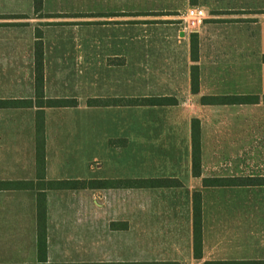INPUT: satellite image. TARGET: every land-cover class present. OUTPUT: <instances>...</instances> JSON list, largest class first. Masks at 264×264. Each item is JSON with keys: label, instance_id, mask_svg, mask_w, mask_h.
I'll return each mask as SVG.
<instances>
[{"label": "crops", "instance_id": "obj_1", "mask_svg": "<svg viewBox=\"0 0 264 264\" xmlns=\"http://www.w3.org/2000/svg\"><path fill=\"white\" fill-rule=\"evenodd\" d=\"M191 6L205 12L194 28ZM0 15L37 20L0 24V100H31L0 105V264H264V0H0ZM37 43L43 100L74 104L37 102ZM150 179L178 183H136ZM65 180L84 186L46 184Z\"/></svg>", "mask_w": 264, "mask_h": 264}, {"label": "trees", "instance_id": "obj_2", "mask_svg": "<svg viewBox=\"0 0 264 264\" xmlns=\"http://www.w3.org/2000/svg\"><path fill=\"white\" fill-rule=\"evenodd\" d=\"M34 8L35 11H40L42 8V0H34ZM191 55L194 60L197 58V40H191ZM35 93L37 102L44 104L46 106H65L74 104V100H51L46 99L43 100V63H42V53L40 49V45L37 43L35 47ZM191 88L192 91L195 92L198 90V75H197V66H192L191 73ZM225 97H202V101H224ZM232 99V98H231ZM142 103L146 104H164L169 101L168 98L164 97H151L145 98L142 100ZM31 104V100H0V105H20V106H28ZM38 133V132H37ZM42 143V142H41ZM40 140L37 137V158L39 159L40 155ZM193 174H200V149L199 143L196 139V135L193 134ZM253 184L256 185H264V178H255L252 179ZM255 181V183H254ZM228 182V184L233 185H243L242 178L229 179V180H221V179H204L205 185H222L221 183ZM99 183V182H97ZM120 183L125 184L127 182L120 181ZM139 184L146 183L151 186H171L178 183L177 180L174 179H150L146 181L136 182ZM33 182H21L19 186L27 187L31 186ZM50 188H77L80 186H84V181L79 180H65V181H49L46 183ZM37 210H38V250L42 253L46 248V236H45V201L44 199L38 198L37 201ZM201 194L199 192L194 193L193 195V232H194V250L195 255H200L201 251ZM44 260V259H43ZM211 264H241L240 262H212Z\"/></svg>", "mask_w": 264, "mask_h": 264}, {"label": "built area", "instance_id": "obj_3", "mask_svg": "<svg viewBox=\"0 0 264 264\" xmlns=\"http://www.w3.org/2000/svg\"><path fill=\"white\" fill-rule=\"evenodd\" d=\"M186 16H187V27L194 28L195 26H197L199 23L202 22L205 16V12L202 8L191 6L187 9Z\"/></svg>", "mask_w": 264, "mask_h": 264}, {"label": "rangeland", "instance_id": "obj_4", "mask_svg": "<svg viewBox=\"0 0 264 264\" xmlns=\"http://www.w3.org/2000/svg\"><path fill=\"white\" fill-rule=\"evenodd\" d=\"M18 17H19V19H18ZM5 19L10 20V21L16 20L17 22H24L25 24H36V22H37L35 16H24V15L23 16H6V15L2 16V15H0V24H3L4 21H2V20H5ZM48 19L53 20V18H51V19L48 17L45 18V20H48ZM70 20H82V18L72 17ZM5 23H7V22H5ZM45 23H47V22H45ZM69 23H77V22H69Z\"/></svg>", "mask_w": 264, "mask_h": 264}]
</instances>
